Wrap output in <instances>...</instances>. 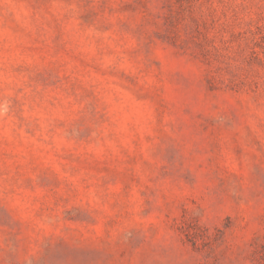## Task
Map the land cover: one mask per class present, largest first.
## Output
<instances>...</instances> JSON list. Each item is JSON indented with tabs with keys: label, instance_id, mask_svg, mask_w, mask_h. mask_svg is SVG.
Listing matches in <instances>:
<instances>
[{
	"label": "rangeland",
	"instance_id": "rangeland-1",
	"mask_svg": "<svg viewBox=\"0 0 264 264\" xmlns=\"http://www.w3.org/2000/svg\"><path fill=\"white\" fill-rule=\"evenodd\" d=\"M0 264H264V0H0Z\"/></svg>",
	"mask_w": 264,
	"mask_h": 264
}]
</instances>
